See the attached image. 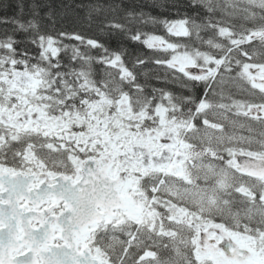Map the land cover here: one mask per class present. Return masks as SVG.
<instances>
[{
    "label": "snow or ice",
    "instance_id": "obj_1",
    "mask_svg": "<svg viewBox=\"0 0 264 264\" xmlns=\"http://www.w3.org/2000/svg\"><path fill=\"white\" fill-rule=\"evenodd\" d=\"M0 264H264V0H0Z\"/></svg>",
    "mask_w": 264,
    "mask_h": 264
}]
</instances>
